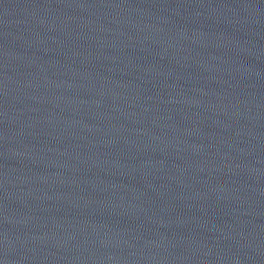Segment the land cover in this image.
I'll return each instance as SVG.
<instances>
[{"label":"water","instance_id":"1","mask_svg":"<svg viewBox=\"0 0 264 264\" xmlns=\"http://www.w3.org/2000/svg\"><path fill=\"white\" fill-rule=\"evenodd\" d=\"M0 264H264V0H0Z\"/></svg>","mask_w":264,"mask_h":264}]
</instances>
